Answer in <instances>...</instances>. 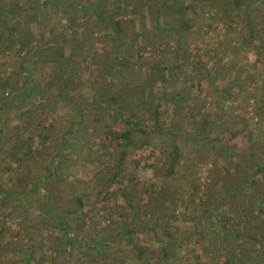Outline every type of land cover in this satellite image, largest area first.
Returning a JSON list of instances; mask_svg holds the SVG:
<instances>
[{"label": "trees", "instance_id": "16d2710c", "mask_svg": "<svg viewBox=\"0 0 264 264\" xmlns=\"http://www.w3.org/2000/svg\"><path fill=\"white\" fill-rule=\"evenodd\" d=\"M197 1L209 5L211 9L217 4L216 17L220 15L222 17L219 19H227L231 24L239 17L245 27L243 45L248 46L264 65V0H224L228 3L225 6L223 0ZM183 4L184 0H88L85 3L81 0H15L8 5L7 0H0V52L14 56L19 66L17 73L25 77L24 81L15 79L14 86L8 77L0 81V172L4 168L11 170V165L16 164L13 172L16 177L0 180V264H43L48 260L45 256L47 244L54 240L63 247L64 257L60 264H68L72 250L79 254L75 259L78 264H85V258L89 259V264L93 261L124 264L115 253V248L118 249L121 244L129 248L136 264L180 263L182 260L176 257L184 240L176 239L178 226L172 225L179 215L175 211L162 213L167 199L165 191L169 192L170 187L164 188L161 196L151 188L145 192L146 199L142 204L139 203V196L123 193L130 207V221L119 228L112 227L117 222L108 219L110 221L106 228L104 225L96 228L98 224L90 222V227L95 231L89 236L77 230L87 211L89 195H100L102 191L109 195L107 187L118 178L129 151L140 143L135 137L139 135L143 140L145 138L139 146L148 144V134L154 133V129L158 134H166L170 138V149L164 151L168 158L167 177L173 175L180 160L177 145L180 137L193 140L197 150L203 147L215 149L216 155L210 163L213 169L207 175L200 205L210 204L204 217L209 219L210 215H214L216 218L218 230L210 244L217 251L226 252V259L218 264H264V142L259 136L257 140L250 131L247 133L246 156L252 159V164H248L246 178H240L235 183L228 179L231 174L226 166L220 167V171L216 169L218 159H228L226 147L220 143L225 129L208 120L209 110L215 107V103L208 102L206 115L200 116V102L192 99L193 84L195 79L197 84L200 80H206L208 90L218 92L216 96L222 95L215 100L216 104L221 102L220 99L233 97L235 88L242 92L244 90L237 83L239 75H232L229 83L222 87L212 81L210 68L203 65L197 67L196 62L193 68L187 57H180L181 61L173 60L181 49V45L175 44L173 33L189 29L191 19L185 17L180 26L166 19L171 20L182 10L187 14L194 12L193 5L183 7ZM145 8L147 18L143 12ZM252 10L256 14L251 17ZM51 14L55 19L48 21L49 27L47 34L42 36V43L30 38L33 31L20 24L25 22V27H37L39 20H48ZM133 19L138 20L135 32L132 31ZM106 41L110 42L109 49ZM151 43L154 46L148 53L150 57H144L141 52L146 51ZM90 51L94 52L97 68L92 75V93L83 101L71 92L83 85L81 73L86 57L82 55ZM167 53L173 56L166 57ZM10 55H6V58ZM103 55L108 58L107 61H99ZM33 60L39 61L42 66L57 67L55 74L49 73L45 85L31 79L32 73L27 63ZM175 68H178L176 81L171 84L168 74ZM192 69L196 72L182 76L181 82L185 86L179 88V73ZM136 70H140V73H134ZM217 73L221 74L220 71ZM260 76V90L254 94L256 97L258 94L256 102L264 115V68ZM153 93L161 96L150 112L146 103ZM21 95L24 96L21 104L35 95V107L26 103L27 113L16 115L12 105ZM57 102H63L65 108L70 107L74 112L71 115L77 120L71 119L60 133L52 128L54 122L51 125L39 123L36 131L33 128L37 123L35 120L41 121L45 114H55ZM82 104L93 107L97 112H105L113 122L123 125L118 132L107 126L110 130L106 133V143L101 147L103 152L94 156V160L101 162L105 155L110 162L116 160L114 170L95 173L88 181L75 177L73 164L68 167L64 165L67 161L64 159L71 156L78 165L84 162L81 157L83 150L88 154L89 162L93 161L89 159L93 156L91 146L81 144L77 137L78 128L84 122ZM224 108L220 109L222 117L226 116L224 110L227 107ZM172 110L179 119L172 124L161 123V116ZM13 112L15 114L11 116ZM185 124L191 126L186 129ZM216 128L219 129V136L211 138L208 129ZM94 129L90 127L87 137H91ZM46 143L52 146L47 148ZM217 143L218 147L215 146ZM6 157H11L12 161L6 162ZM33 171H36L34 176ZM60 173L63 174V183L57 186L54 176ZM99 180H102L100 190L93 192L92 182ZM198 186L196 182L191 185L194 194L199 192ZM231 198H240L243 207L239 209L229 205L225 209V204ZM253 213L258 216V225L252 227L251 231L247 230L246 225L241 227L240 223H234V219L237 221L240 215L249 217ZM149 214L146 221H140L141 216ZM191 221L195 222V216ZM18 231L27 235L24 243L21 238L14 239ZM8 233H13L12 238L14 236L10 241L5 240ZM142 233H146L148 238L154 236L156 240L153 242L158 245H147L143 239L146 235ZM29 234H33L35 239L31 240ZM220 236L223 238L220 239ZM228 244L232 249L227 248ZM22 248H25L24 253H21ZM33 256L38 259H33Z\"/></svg>", "mask_w": 264, "mask_h": 264}, {"label": "rangeland", "instance_id": "374dc122", "mask_svg": "<svg viewBox=\"0 0 264 264\" xmlns=\"http://www.w3.org/2000/svg\"><path fill=\"white\" fill-rule=\"evenodd\" d=\"M13 1L15 0H7L8 5L12 4ZM81 1L82 3H85V1L88 0ZM188 4L194 6V12L187 14L182 10V13L178 12L180 14H175L174 18L171 20L168 18L166 19V21L174 22V25L178 26L184 23L185 17L191 19L189 29L186 31H174L173 33L172 37L174 41L176 40L175 44L181 45L179 55L177 57L175 56L173 60L177 59L181 61V59H179L180 57H187L191 60L193 68L194 62H196L195 66L197 67L203 65L210 68V73L213 79L212 81H216V83L222 87L226 86L227 82L229 83L232 75H239L237 83L240 84L241 88L244 90L242 92L240 89L235 88V90H233L235 92L233 97L231 96L225 99H220L221 102L218 104H216L215 100L222 95L216 96V93L218 92L215 93L208 90V82L206 80H200L197 84L195 79V83L193 84L195 85V88L191 90L193 94L192 99L200 102L201 117H204L206 115L205 113L208 111L206 109L207 103H215V107L209 110L210 116H208V120L210 123L216 122L215 125L224 127L225 133L221 134L222 138L220 143L225 145L228 154V159L223 161L218 159L215 166L218 171H220V167L226 166L229 174H231L228 179L237 183L240 178H246V174L249 170L248 164H252L250 162L252 159H250L249 156H246V149L248 148L246 140L247 133L250 131L255 137H257V140L259 136L262 142H264V115L258 106L259 104L256 102L258 94L257 97L254 94V92L260 90L258 88V82L261 81L260 74L263 71L264 65L259 62L260 58H258L248 46L243 45L242 37L245 32V27L239 17L236 22L231 24L227 19H219L222 17L220 15L216 17L218 14H216L215 11L218 8L216 6L217 4L211 9L209 8V5L200 4L197 0H184L183 7ZM205 4H207V2H205ZM227 4L228 3L223 0V6ZM170 8L171 6L168 7V11ZM143 10L147 18L146 8ZM179 10L180 8H178V11ZM253 14H256V11L254 13L252 10L251 17ZM54 19L55 16L51 14L48 20H39V25L31 28L25 27V22H21L20 24L24 26L25 29L33 31L29 36L30 38L38 39L42 43L44 40L42 36L47 34L46 29L49 27L48 21H54ZM149 23H151V21ZM137 28L138 20L133 19L132 31L135 32ZM148 38L150 39V36ZM150 41L152 42V40ZM173 42H171L170 45ZM106 44L109 49L111 47L110 42L106 41ZM152 46H154L153 43L146 47V51L141 52L144 57H150L148 53L151 51ZM6 55L10 54H7V52L2 54L0 52V81H2V78L8 77L14 86L15 79L24 81L25 77L22 76L23 74H19L16 71L19 67L16 58L11 55L9 58H6ZM93 55V51L82 55V57H86L83 64L84 71L81 73L83 85L78 90L71 92L77 99L80 98L83 101L88 99L89 94L92 93L91 80H93L92 75L95 74V69L97 68L96 64H94L95 56ZM171 56H173L172 53H167L166 55V57ZM104 57L105 55H103L99 61H102L103 59H105L104 61L108 60L107 57ZM28 65L32 73V81L40 83L41 85H45L49 80V73L55 74V71L57 70V67H52V65L42 66L39 61L34 60L27 63V66ZM180 68H182V66H180ZM177 71L178 68H175L171 70L170 74H168L170 76L168 79L169 81L171 80V84H174V81H176L175 73ZM217 71H220L221 74L217 73ZM228 71H231V73H228ZM136 72L139 74L140 70L134 71V73ZM195 72L196 70L194 69L188 70L184 73L180 72L178 87L181 88L185 86V84L181 82L182 76L184 77L187 74H193ZM222 75L226 76L222 78ZM94 77L97 79L96 75H94ZM160 96L161 95L155 93L149 96L146 103L148 111H152L155 102ZM34 97L35 95L25 100V105L21 104V99L24 98V96L21 95L18 97L12 105L16 115L21 113L25 115L27 113L25 106L29 103L32 108L35 107V103L33 102ZM1 100L2 99H0V102ZM56 105L57 111L55 114H45L41 121L40 119L35 120L37 123H34L33 128L36 131H38L39 123L42 125H51L52 122H54L55 124L52 128L55 129L56 133H60L65 130L71 119L77 120V117L71 115L74 114V112L70 107H63V105H65L63 102H57ZM224 107H227V110H224L226 116L222 117L220 109H226ZM81 108L83 111L84 122L81 123L78 128L77 137L78 140L82 142L81 144L88 143L91 146L90 152L93 156H90L89 159H93V161L89 162L88 154L83 150L81 157L84 158V162L78 165L73 162L75 158L71 156L69 159H64L67 160L64 162V165L68 167L69 164H73L75 167L73 170L75 177L83 181H88L95 173H104L106 169L111 170V172L114 170L113 165H115L114 162H116V160L110 162L108 156L105 155L102 158L103 162H101L100 160H94V156L103 152L101 147L102 144L106 143V133L110 130L107 126L109 125L113 131L118 132L122 130L123 125L120 122H113V119L109 117L108 114L105 112H97L98 110L93 109V107H87L82 104ZM173 113V110L167 111L166 114L164 113L160 118L161 123L172 124L178 120L179 117H175ZM13 114L15 113L13 112L11 116H13ZM219 116L220 118H218ZM190 126L191 125L189 124H185L186 129ZM90 127L95 129L91 137H87L90 133ZM152 131L154 133L148 134V144L139 146L140 143L145 141V138L143 140L142 136L139 135L135 137V140H140V143L138 142L137 147L132 148L129 151L126 164L121 167V172L118 174V178L111 182L107 187L109 195H107L105 191H102L100 195H89L90 202H87V211H85V209L83 210L85 211V214L82 220V225L78 226V233L82 234V232H84L85 236H89L90 233L94 232L95 230L89 225L90 222H96V224H98L96 228H98L99 225H109L110 220L108 219L117 222L114 226L111 224L114 228L121 227L125 222L128 223L130 221V207L127 206V202L123 198V193H132L137 197L139 196V203L142 204L146 199L147 193L145 194V192H148L151 188L155 189L158 195L161 196L163 195L161 194L163 189L170 187L171 190L169 192L165 191V193H167V199L162 213L175 211V213L179 215V218L175 220L172 225L178 226L179 232L175 234L176 239L180 241L181 239L184 240V242H181L182 245L178 248V255L176 257V259L182 261L175 264L222 263L226 259V252L223 253L222 251H217L213 244H210L213 235L218 230L216 218L214 215H210L209 219H206L204 217L206 214L205 210L210 208V204L206 203L203 206L200 205V199H203L202 191L204 190L207 175L209 171L213 169L210 167V163H212V159L216 155L215 149L203 147L202 150H197L198 147L193 140L186 139L184 136L180 137L177 140V145L180 149V160L174 169L173 175L167 177L165 176V170L168 158L164 151L166 150L168 152L170 149V138L166 134H158L156 129ZM208 132L211 138L218 137L220 133L218 128L214 130L208 129ZM50 145L52 146V144L46 143L45 147L49 148ZM218 145L219 143L215 144L216 147H218ZM110 150L112 151V148H110ZM5 159L6 162L12 161L11 157H6ZM15 166L16 164H12L11 170L8 168L2 169L0 172V180L3 179L5 181L8 180L7 178L14 179L15 174L13 172ZM35 174L36 171H33L32 176ZM62 176V173L54 176L56 182L55 185H62ZM195 182L199 183V192L194 194L191 185H194ZM101 184L102 180H99V182H92L94 189L93 192L95 190H100ZM225 187L229 188V186ZM133 203L137 202L134 201ZM242 204L243 202L240 198H231L225 204L224 208L227 209L229 205H233L241 209L243 207ZM13 212L15 213V210H13ZM150 214L141 216L140 221H146L150 217ZM107 215H109L110 218ZM255 215L256 213L249 215V217H246L247 215H240L239 219L237 216L238 220L236 221L234 219V223L237 225L240 223L241 227H245L246 225L247 230L251 231L252 227L258 225V216ZM193 216H195V222L191 221ZM104 228H106V226ZM12 234L13 233H8L5 240L10 241L13 239L14 236L12 238ZM17 234L18 235L15 236L14 239L21 238L23 243L25 242V239L28 238L27 235H24L19 231ZM142 235H146V233H142ZM140 236L141 235H139V237ZM29 238L34 240L35 236L29 234ZM149 238L147 235L143 238L147 242V245H158L153 242L156 240L154 236L150 235ZM222 238L223 237L220 236V239ZM47 247V253L45 256L48 260L43 264H60L64 257L63 247L61 248L55 240L49 241ZM225 247L226 245L223 249H225ZM228 247L230 248L229 244L227 245V248ZM59 249L60 251L57 252ZM24 251L25 248H22L21 253H24ZM115 253L117 254V257H119V260L124 264H136L134 256L130 253L129 248L126 245H119L118 249L115 248ZM78 256L79 254L72 250V258L68 260V264H78L75 260ZM33 259L37 260L38 258L33 256ZM84 262H86L85 264H89V259L85 258ZM99 262L96 263L93 261L92 264H100ZM111 264H116V262Z\"/></svg>", "mask_w": 264, "mask_h": 264}]
</instances>
